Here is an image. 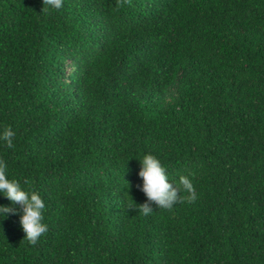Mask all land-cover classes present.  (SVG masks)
<instances>
[{
    "label": "trees",
    "instance_id": "16d2710c",
    "mask_svg": "<svg viewBox=\"0 0 264 264\" xmlns=\"http://www.w3.org/2000/svg\"><path fill=\"white\" fill-rule=\"evenodd\" d=\"M43 7L0 0V160L48 227L0 193V264H264V0ZM146 154L196 201L143 215Z\"/></svg>",
    "mask_w": 264,
    "mask_h": 264
},
{
    "label": "clouds",
    "instance_id": "9594fccd",
    "mask_svg": "<svg viewBox=\"0 0 264 264\" xmlns=\"http://www.w3.org/2000/svg\"><path fill=\"white\" fill-rule=\"evenodd\" d=\"M119 6L130 4V0H117ZM42 12L47 11L45 5L60 9L63 6V0H43ZM15 132L11 127H5L0 140L6 143L8 148H13V139ZM139 177L143 180L142 187L137 186L147 197V201L137 206L138 210L145 216L153 212L152 204L158 208L172 209L177 203H194L197 199L196 189L187 176L181 175L178 183H170L164 166L159 159L151 154L143 156ZM7 165L0 160V193H2L13 205H19L21 208L20 225L25 233V239L31 244L36 245L40 237L47 233L48 227L44 221L45 203L40 194L35 190L26 191L22 189L20 182L10 180L6 174ZM25 184L28 181L24 182ZM181 193L187 195L182 196ZM11 213L17 214L15 207L0 206V215Z\"/></svg>",
    "mask_w": 264,
    "mask_h": 264
}]
</instances>
